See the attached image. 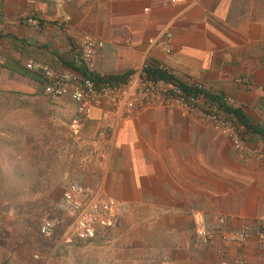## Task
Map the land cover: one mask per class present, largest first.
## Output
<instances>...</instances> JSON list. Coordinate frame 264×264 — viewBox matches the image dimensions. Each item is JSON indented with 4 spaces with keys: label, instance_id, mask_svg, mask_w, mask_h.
I'll return each mask as SVG.
<instances>
[{
    "label": "crops",
    "instance_id": "1",
    "mask_svg": "<svg viewBox=\"0 0 264 264\" xmlns=\"http://www.w3.org/2000/svg\"><path fill=\"white\" fill-rule=\"evenodd\" d=\"M29 17L37 24L28 23ZM83 33L104 42L96 74L166 64L185 85L202 82L205 94L225 95L255 126L240 124L243 137L264 149V0H0V173L12 174L7 188L21 189L27 172L22 161L35 165L43 155L41 142L53 143L58 132L63 140L74 131L77 142L90 146L75 152L62 145L59 154L66 160L55 181L91 184L98 198L116 203L111 224H98L89 239L66 241L59 230L45 238L37 229L29 250L39 255L30 262L237 264L243 258L244 264H260L264 168L257 157H241L226 137L178 108L158 105L108 119L94 107L75 126L74 102L44 93L41 74L26 65L74 69ZM102 124L110 127L104 136L98 134ZM37 195L40 200L31 203L18 200L24 204L20 211L0 200V225L15 215L25 222L32 210L66 219L50 204L56 198ZM245 225L250 234L242 243L219 236ZM18 228L26 238L24 227ZM198 228L215 231V242H199Z\"/></svg>",
    "mask_w": 264,
    "mask_h": 264
},
{
    "label": "built area",
    "instance_id": "2",
    "mask_svg": "<svg viewBox=\"0 0 264 264\" xmlns=\"http://www.w3.org/2000/svg\"><path fill=\"white\" fill-rule=\"evenodd\" d=\"M28 23L37 24L36 19L29 17ZM104 42L91 33H83L80 46L74 56V63L80 70L54 68L46 64L29 62L26 66L32 71L39 72L43 78V91L49 96L66 97L76 105L73 125L88 119L94 107L103 109L106 118H127L142 113L150 108L162 105L168 108H178L186 114L195 115L208 123L213 129L226 137L234 151L241 157L250 159L257 157L264 168V149L252 146L243 137L241 126L228 118L222 110L214 107L204 95L207 87L202 82L186 84L191 91H187L177 82L148 78L144 68L132 71L124 80L116 83L96 82L92 75L95 72L94 62L97 54L102 50ZM149 67V66H147ZM173 75V70L166 64L155 66ZM227 101V98L224 97ZM110 127L102 124L98 134L104 136ZM53 206L65 215L50 216L41 221L39 233L45 238H51L57 230L66 241L73 239H89L95 235L97 225L111 224L116 215L115 201L101 200L96 195L93 185L70 182L55 199ZM220 217L219 222L224 223ZM250 234V228L243 226L238 230L221 231L222 241L242 243ZM257 234L260 236L261 231ZM195 238L204 244H213L216 233L206 228H198ZM264 247L261 241V248ZM224 253L225 249L222 250ZM260 264H264V255H259ZM237 264H244L243 258L236 260ZM220 264H228L222 260Z\"/></svg>",
    "mask_w": 264,
    "mask_h": 264
},
{
    "label": "rangeland",
    "instance_id": "3",
    "mask_svg": "<svg viewBox=\"0 0 264 264\" xmlns=\"http://www.w3.org/2000/svg\"><path fill=\"white\" fill-rule=\"evenodd\" d=\"M76 132H70L68 133L67 137L65 136L63 140H60L59 138V132L56 137H54L53 143H43L41 142L40 145L38 146V150L40 151L42 156L36 159V164H34L32 161L28 163L29 159L26 158L24 161H22V166H24L22 169H26V173H23L21 176V184L19 183L18 186L21 187L19 191L17 192V200H23L26 201L27 203H31V201L35 200H40L41 196L37 195V199L35 198V194L38 193H45L46 197L48 198L49 196L53 197V199L57 198L62 190L64 189L67 184H69L71 181H76V179L69 180V182L66 183H58L55 181V177L57 175V171L59 169V166L61 165L62 160H66V158L62 159L60 156V151L59 149L61 148L62 145L67 144L68 150L72 151H80L79 149H84L85 151L88 150V146H90L87 142L84 144H80L79 142L76 141L75 139V134ZM62 141V142H61ZM44 145L47 147H52V154L51 157L49 156L48 152L45 154L44 151ZM57 154V155H55ZM47 155V157H45ZM49 156V157H48ZM53 164V168H52ZM41 167V168H40ZM28 168L30 169V173L28 172ZM46 168V169H45ZM41 169L43 172L41 174H38L37 171ZM46 170H52L50 172L45 173ZM55 172V173H54ZM48 174L47 177H50V182L49 186L47 189H44V178L45 174ZM8 180H10V175H4ZM18 178L19 175H17ZM31 179V180H30ZM15 180L16 175H15ZM33 181V182H32ZM38 182V183H37ZM9 182H6V184ZM32 185V186H31ZM23 187V188H22ZM47 190V191H46ZM50 204L52 205L55 200H50ZM45 203V202H44ZM49 203V202H48ZM43 210H41L40 214H37L36 210L29 213H26L28 216V220L25 222L23 221H17V217L19 215H15V218L12 219L8 218L7 220L3 221L2 225H0V264H33L31 259H33L34 254H38V251H33L30 253L29 246L30 241L33 240V235L36 234V230L39 227V224L41 221L46 217L42 216ZM19 214V213H18ZM13 215V214H10ZM10 221V222H8ZM23 222V223H22ZM16 225V226H14ZM23 226L24 230H21L24 234L28 236L26 238L20 237V233L18 231L19 226ZM22 229V228H21ZM29 230L27 233L26 230ZM38 234V233H37ZM44 243L45 241L42 240ZM50 241V245H52V241ZM35 249L36 247H32ZM35 258V257H34ZM37 259V258H35ZM38 264V263H37Z\"/></svg>",
    "mask_w": 264,
    "mask_h": 264
},
{
    "label": "trees",
    "instance_id": "4",
    "mask_svg": "<svg viewBox=\"0 0 264 264\" xmlns=\"http://www.w3.org/2000/svg\"><path fill=\"white\" fill-rule=\"evenodd\" d=\"M75 68L80 70L79 67L75 66ZM131 72L132 70L126 73H123V74H119V75H99V74L94 73L92 75V78L96 82L116 83V82L124 80ZM144 73L146 77L148 78H155V79L159 78V79L174 81V82H177L182 87H184L185 90L187 91L192 90L191 88H188L184 83L178 81L173 75L168 74L167 72L160 70L156 67H145ZM204 95L212 102L214 107H216L219 110H222L226 116L228 115L231 118H233L237 124L239 125L241 124L245 126L247 129L255 128L254 125L249 124L247 122V118L243 115V113L240 111L238 107H233L229 105L227 101L224 100L225 95L211 94V93H206ZM242 135H243V132H242ZM42 172L43 171L41 169L37 171L38 174H41ZM6 182H8V179L3 174L0 173V200H5L9 202L10 205L15 206L16 208H19V211H20V208L24 206V204L22 202H18L16 198L17 192L19 191V189L7 188Z\"/></svg>",
    "mask_w": 264,
    "mask_h": 264
}]
</instances>
